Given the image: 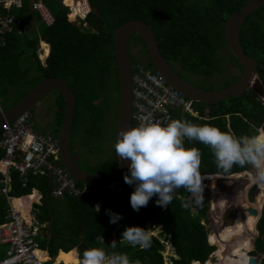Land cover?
<instances>
[{"label":"trees","instance_id":"trees-1","mask_svg":"<svg viewBox=\"0 0 264 264\" xmlns=\"http://www.w3.org/2000/svg\"><path fill=\"white\" fill-rule=\"evenodd\" d=\"M41 1L52 16L53 21L50 25H44L37 20L35 26L25 34L20 36L10 33L0 40V99L15 94L16 99L10 103L11 105L42 78H64L74 97L71 133L79 129L83 133L78 139L85 153L100 149L99 141L104 134L103 121L107 116L104 91L109 74L115 79V118L117 78L112 36L115 27L120 23L128 20L146 23L153 32L161 55L184 79L185 77L172 63L187 74L214 77L222 71L221 63L224 58L222 49L227 53L225 59L235 65L240 74V64L225 45L223 29L226 18L237 10L244 0H85L88 10L81 17L74 19V10L84 9L82 3L77 2L73 11L69 13L72 0H54L56 7L49 4L50 0ZM11 13L19 17L23 24L29 22L32 16V13L28 12V1H24L20 8L11 9ZM93 19L95 25L93 27L96 30L90 28ZM83 24L86 26H82ZM133 37L141 43L145 66L151 68L142 41L135 34H131L129 39L132 40ZM239 42L245 53L255 59L257 78L264 88V3L242 22ZM38 45L45 54L43 64L36 55ZM239 74L222 78L218 88L226 87L235 81ZM53 102V134L56 136L62 119L61 95L55 93ZM192 109L196 116L177 109L172 112L173 120H186L200 126H214L238 138L264 136V105L251 88H247L238 97H227L214 104L192 101ZM113 131L114 120L111 132L112 155L93 166V169L78 164L82 170L106 173L116 167ZM184 147L197 148L202 154L200 172L203 188L206 187L203 179L227 185L228 191H215L219 194L217 203L232 196L243 198L245 189L254 183L252 176L240 172L248 169L250 165H234L229 172H224L216 166L215 156L208 146L185 139ZM123 178H119L113 188L109 184L85 185L87 192L78 196L63 197L60 199L63 207L60 206L61 209L58 208L56 211L48 203L49 195L46 203L43 202L48 188L46 177L30 176L25 186L21 187L20 177L12 171L9 193L18 197L28 194L31 188L40 192V203L33 206L36 209V213L34 212L36 219L44 223V233L42 232L38 238V245L41 250L46 249L48 262L58 250H61L64 253L58 252L56 262L76 264L78 257L79 264L85 250L102 248L109 255L127 254L132 264H135V261H139V264H163L161 252L164 246L158 240L161 238L170 244L174 255L169 257L167 264L192 262L203 264L214 250V246L207 241L208 231L210 226H213L212 231L215 229V234L211 238V243L217 248L215 253L221 258L220 264H242L240 256L248 248L243 246V242L239 251L236 239L240 236L253 235L255 232L253 250L249 254L251 256L257 254L258 264H264V191L258 183H255L259 188V191H256L255 203L249 202L257 209L260 208L257 220L248 214L240 225L221 226V217H214V221L205 220V224L200 222V218L204 217V207L193 205L196 214H190L188 208L184 206L185 200L189 199L188 191L183 187L175 191L168 206H159L156 203L158 197L153 196L147 206L134 211L130 205V195L135 185L126 184ZM75 185L83 184L75 180ZM257 186L252 185L247 190L246 197L249 201L253 200L252 194ZM194 202L197 203L196 199ZM6 207L0 195V222L3 221ZM109 212L116 213L122 218L115 224L110 223ZM50 219L52 221L48 228ZM147 224L152 229L158 228L156 236L149 235L148 248L133 246L122 238V233L127 228L139 227L145 230ZM101 236L103 239H100ZM248 237L245 241L247 244L250 239V236ZM113 241L115 247L111 246ZM72 248H75L77 253ZM237 252L238 254L234 256ZM247 260L248 256L245 257V264L248 263Z\"/></svg>","mask_w":264,"mask_h":264},{"label":"built area","instance_id":"built-area-1","mask_svg":"<svg viewBox=\"0 0 264 264\" xmlns=\"http://www.w3.org/2000/svg\"><path fill=\"white\" fill-rule=\"evenodd\" d=\"M24 1H28V12H34L40 23H52V16L41 0H0V40L6 34L21 36L29 30L28 25L11 13V9L20 8ZM77 2L82 3L84 9L74 10L73 19L81 17L88 10L85 0H72L69 13ZM43 44L47 49L46 44ZM36 52L42 54L44 59L40 45L36 47ZM130 80L131 128L149 122L166 126L173 120L172 112L177 109L196 115L192 101L174 90L157 71L145 66L143 62L135 60L131 63ZM0 149V195L7 205L3 221L0 222V245H6L0 251V264H54V261L48 262V258L45 259L38 245L44 224L34 217L31 207L27 214H23L12 204V195L9 193L11 172L18 174L21 187L25 186L30 176L46 177L48 195L53 198L78 196L87 192V188L84 184L75 185V180L59 164L56 137L34 131L28 111L0 125ZM241 173L252 176L255 170L250 165ZM164 258L167 262V256Z\"/></svg>","mask_w":264,"mask_h":264},{"label":"clouds","instance_id":"clouds-1","mask_svg":"<svg viewBox=\"0 0 264 264\" xmlns=\"http://www.w3.org/2000/svg\"><path fill=\"white\" fill-rule=\"evenodd\" d=\"M151 68L153 69L152 66ZM185 139L208 146L215 156L216 166L224 172H229L234 165H251L255 170L254 181L264 186V136L238 138L234 134L222 132L217 127L195 125L186 120H171L166 126L149 122L121 131L114 145L117 156L121 160L130 161L129 174L123 179L126 184L135 185L130 195V205L134 211L147 206L153 196L158 197L156 203L159 206H168L175 191L181 187L185 188L197 203L200 202L203 192L200 172L202 154L197 148H185ZM184 206L187 207L186 204ZM109 216L110 223L113 224L122 218L111 212ZM146 233L142 228L129 227L122 233V238L133 246L148 248L150 238ZM100 239H103L102 236ZM158 240L164 246L163 251L167 247V251L171 250L167 254V262L163 251L161 252L163 264H167L169 257H174L172 248L167 241L161 238ZM111 246L115 247L114 241ZM79 264L132 262L127 254L109 255L102 248H90L83 252ZM135 264H139V261H135Z\"/></svg>","mask_w":264,"mask_h":264},{"label":"water","instance_id":"water-1","mask_svg":"<svg viewBox=\"0 0 264 264\" xmlns=\"http://www.w3.org/2000/svg\"><path fill=\"white\" fill-rule=\"evenodd\" d=\"M264 3V0H244L237 10L225 20L223 36L225 45L230 54L241 66L238 78L224 88L208 90L197 87L175 72L159 52L156 40L150 27L139 20H128L117 25L113 31V55L117 78V107L113 131V149L116 158V167L106 173H91L82 170L70 153L69 139L74 108V97L64 78L44 77L36 82L11 106L0 111V125L12 120L22 112L31 109L45 95L52 92L61 95L63 100L62 119L57 129L56 141L59 164L67 171L70 177L85 185L112 184L128 174L130 161L121 160L114 145L119 139V133L131 128V80L130 61L128 55V38L135 34L142 41L151 66L157 71L174 90L193 102L214 104L227 97H238L250 87L252 80L257 78L256 61L247 55L239 42V30L244 19ZM262 85V84H261ZM243 184V182H242ZM258 187L255 188V191ZM48 190L44 194L46 201ZM248 214L259 216V209L247 207ZM52 219L48 223L50 228ZM256 233V232H255ZM253 248V242H252ZM105 250V249H104ZM107 253V251L105 250ZM247 264H258L259 256H248Z\"/></svg>","mask_w":264,"mask_h":264},{"label":"rangeland","instance_id":"rangeland-1","mask_svg":"<svg viewBox=\"0 0 264 264\" xmlns=\"http://www.w3.org/2000/svg\"><path fill=\"white\" fill-rule=\"evenodd\" d=\"M49 4L52 7H56V1H54V0H50ZM31 15L32 16L29 18L28 21L32 20V27H33L37 23V19H36L37 16L35 15L34 12H32ZM82 26L85 27L86 25L83 24ZM91 26H90V28L92 30H96L93 27V26H95L94 25V19L91 23ZM137 46H138V41L135 37H133L132 40H130V44H129L131 63H133L135 60L145 62L144 53H143L141 48H140V50H137ZM140 51H142L143 54ZM221 52L224 54V58L222 59V63H221L222 71L219 75L214 76V77H204L202 75L187 74L186 72L181 71L179 68H176L172 62H170V63H172L173 67L183 77H185V79L189 80L191 83L196 84L198 86H201L203 88H207L209 90H216V89H219L218 86H219L222 78L229 77L231 75H238L239 74L238 68L235 65L230 64L225 59V58H227V53L225 52V50L222 49ZM36 55H37V58L40 61V63L43 64V62H44L43 55L42 54L38 55L37 52H36ZM114 85H115L114 76L112 74H109V76L107 78V86H106L105 91H104V96L106 99L105 107H106V111H107V116L105 117V120L103 121L104 134H103L102 139H100V141H99V144H100L99 151H94L92 153H84L83 148L80 147L77 143L72 144V147H75L76 148L75 150H78V154L80 153V155H81L80 160L77 161V163L80 166H90L93 169V166L101 163L102 161H104L105 159L109 158L112 155L111 132H112V127H113L114 110H115V88H114ZM249 88H251L255 92V94L257 95V98L264 105V88L261 85L260 81L259 80H252ZM24 90H26V88H24ZM53 95H54V92L45 95L37 104H35L31 109L28 110L30 119L33 122V129H34V131H36L38 133H45L47 131V128L50 125L48 122V119H50V118L53 119V115H54L53 104H54V102H53V100H51L53 98L52 97ZM15 99H16L15 94H13L12 96H9V98L5 97L4 99L3 98L0 99L1 109L7 108V106L10 105V103H12ZM40 110H42V112L44 111L45 115L40 113ZM43 116L46 117V121H47V122L44 121V124L42 123L43 122V119H42ZM52 129H54V127ZM51 132L52 131H50V133ZM48 133H49V131H48ZM81 133L82 132L79 129V130L75 131V133L72 135L79 138L82 136ZM252 178L254 180V175H252ZM203 183H204V185H206V187L203 188L202 198H201L199 203L195 204V202H194L195 198H193L189 192L187 194L189 199L185 200V201H186L187 208H188L190 214H192V215L196 214V210L193 206V205H196L198 207H204L205 208L204 217L200 218V222L203 224H205L204 223L205 220L214 221V217H221L220 218V220H221L220 225L221 226H224V225L230 226L232 224L234 226L235 225L237 226L238 224L240 225L241 223L244 222V220L246 219V216L248 215V213L246 212V208L247 207H253L250 203H255L254 199L257 197L256 191H254V193L252 194V198H253L252 201H249L246 197V193H247V190L249 189V187H251L252 185L257 186V184H255L256 183L255 181H254V183H251L245 189V193H244L243 198L237 197V196H232L229 199L222 200L218 203H217V200L219 198V194L215 193V191H217V190L228 191L226 188L227 185L225 186L224 184H221L217 181L211 182V179H203ZM109 186L114 187V184H110ZM223 186H224V189H223ZM261 189L264 191V186L261 187ZM257 191H259V188ZM261 200H262V197H261ZM261 200H260V203H261ZM43 202H44V204L46 203V201L44 199H43ZM48 203L52 207V209L55 211L58 208H60V206H62V201L60 199H54L51 196L48 197ZM253 208H255V207H253ZM258 209H260V208H258ZM217 212H218V215H216ZM62 213H64V210H62ZM252 216L255 220L256 216H254V215H252ZM215 220H216V218H215ZM253 226H254V224H253ZM212 228H213V226H210V230L208 231V234H207L208 235V242L210 244H213V243H211V238L215 234V229L212 232ZM145 230L147 231L146 234L148 236L149 235L156 236L158 228L152 229L149 225H146ZM235 232H236L235 234L238 233L237 230ZM233 233H234V231H232V234ZM255 235H256V233L255 234L253 233V235H251V234L248 235V236H250L248 244L245 242L249 238L248 236H246V237L240 236L239 239H236V241L239 244V251H240V246L243 242H244L243 246L248 248V249H246L245 253L247 255H245V257L250 256L249 252L253 250L252 242L254 240ZM234 239H235V237H234ZM213 245H214V250L209 254L207 260L203 264H207V263L220 264L221 258L217 257V255L215 253L217 248L215 247V244H213ZM5 248H6V245H0V251H3ZM167 248L165 251L162 252L163 256H167V254H169L171 252V250L167 251ZM73 250H75V252L77 253L75 248H73ZM238 252L235 253L234 256H236L238 254ZM242 255L243 254H241V256ZM241 256H240V258H241ZM191 264H194V263H191ZM237 264H239V263H237ZM244 264H245V262H244Z\"/></svg>","mask_w":264,"mask_h":264},{"label":"crops","instance_id":"crops-1","mask_svg":"<svg viewBox=\"0 0 264 264\" xmlns=\"http://www.w3.org/2000/svg\"><path fill=\"white\" fill-rule=\"evenodd\" d=\"M25 25H28L27 27L29 28V29H31V28H33L32 27V22H27ZM40 44V43H39ZM39 46V45H38ZM37 46V47H38ZM44 56H45V54H44ZM44 59H45V57H44ZM48 131H49V134H52L53 136H54V134H53V131L50 133V130L47 128V131L45 132V133H48ZM261 131V130H260ZM31 194V195H30ZM28 195H30V200H28V199H26V197L28 196ZM40 198H41V194L37 191V189H35V188H31L30 189V192L28 193V194H25V195H20V196H18V197H15V196H12V199L13 200H15V199H21V201L19 202V201H16V203H18V204H20V205H18V206H15L13 203V205L16 207V208H18L23 214H27V212H28V208L29 207H31L32 208V211H33V213L35 212L36 213V209L34 208V204H39L40 203ZM53 198V197H52ZM54 199H62V198H54ZM13 200H12V202H13ZM35 213H34V217H35ZM36 218V217H35ZM44 224V223H43ZM47 227H48V225H47ZM42 232L44 233V229L42 228ZM73 249V248H72ZM72 249H70V250H72ZM44 254H45V259H47V258H49V256H48V253H47V251H46V249H42L41 250ZM58 252H62V253H64L63 251H61V250H58L57 252H56V254L54 255V257L52 258V260L51 261H54V264H57V263H55L56 262V258H57V254H58ZM57 262H62V261H57ZM63 264V263H62ZM76 264H78V257L76 258Z\"/></svg>","mask_w":264,"mask_h":264},{"label":"flooded vegetation","instance_id":"flooded-vegetation-1","mask_svg":"<svg viewBox=\"0 0 264 264\" xmlns=\"http://www.w3.org/2000/svg\"><path fill=\"white\" fill-rule=\"evenodd\" d=\"M131 37V35L129 36V38ZM128 38V55H129V61H130V64H131V57H130V51H129V44H130V39ZM140 48H141V43H139L138 42V46H137V50H140ZM142 49V48H141ZM141 53H142V51H140ZM143 54V53H142ZM175 66V65H174ZM54 96H55V93H54V95L52 96L53 98H54ZM53 98L51 99V100H53ZM41 100V99H40ZM39 102V101H38ZM53 110H54V107H53ZM40 113H42V114H44V111L42 112V110H40ZM45 115V114H44ZM42 119H43V124H44V121H46V117L45 116H43L42 117ZM114 121H115V118H114ZM47 122V121H46ZM48 122H49V127H48V129L50 130V131H53L54 129H52L53 127H54V125H53V119H48ZM74 134V133H73ZM73 143H77L80 147H82L83 148V150H84V147H83V145L80 143V141L78 140V138L77 137H75L74 135H72V133H71V131H70V139H69V148H70V153H71V155H72V157L74 158V160H75V162H76V164L78 165V163H77V161L78 160H80V157H81V155H80V153L78 154V150H75L76 148L75 147H72V144ZM84 153H85V151H84Z\"/></svg>","mask_w":264,"mask_h":264},{"label":"bare ground","instance_id":"bare-ground-1","mask_svg":"<svg viewBox=\"0 0 264 264\" xmlns=\"http://www.w3.org/2000/svg\"><path fill=\"white\" fill-rule=\"evenodd\" d=\"M43 52V51H42ZM261 187H263V186H261ZM31 195V194H30ZM30 195H28L27 197H26V199H28V200H30L29 198H30ZM16 201H21V199H15V200H13V204L15 205V206H18V205H20V204H18V203H16ZM254 207V206H253ZM256 208V207H255ZM257 209V208H256ZM217 222V221H216ZM218 225V224H217ZM254 229V228H253ZM255 231V230H254ZM213 232V231H212ZM210 235V234H209ZM207 241H208V236H207ZM245 255H246V253H243V255L241 256V260H242V264H244V262H245ZM192 263H194V262H192Z\"/></svg>","mask_w":264,"mask_h":264}]
</instances>
